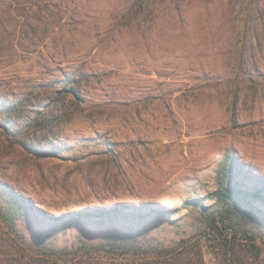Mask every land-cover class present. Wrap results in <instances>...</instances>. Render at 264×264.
<instances>
[{
    "label": "rangeland",
    "instance_id": "rangeland-1",
    "mask_svg": "<svg viewBox=\"0 0 264 264\" xmlns=\"http://www.w3.org/2000/svg\"><path fill=\"white\" fill-rule=\"evenodd\" d=\"M227 155L235 185L264 189V0H0V183L48 214L8 225L0 190V264H50L7 260L15 247L129 264L98 249L113 237L190 238L224 264L234 233L264 264V219L234 230L212 197ZM123 205L173 212L139 220Z\"/></svg>",
    "mask_w": 264,
    "mask_h": 264
},
{
    "label": "trees",
    "instance_id": "trees-1",
    "mask_svg": "<svg viewBox=\"0 0 264 264\" xmlns=\"http://www.w3.org/2000/svg\"><path fill=\"white\" fill-rule=\"evenodd\" d=\"M20 106H15L10 109V112L18 111ZM49 151L41 150L42 154L47 155ZM53 152V151H51ZM235 171V163L231 161L229 155L225 156L221 161V181L219 187L212 193V197H216L225 209L226 214H222L223 220L229 218L231 228L235 229L238 221L247 222L250 215L259 219H264V212L256 208L252 204V200L264 204V189L262 187L249 186L248 184H234L233 172ZM0 190L7 203V213L4 214V220L8 225L14 223L15 218H27L28 215H48L46 211L41 209L39 205L26 195L18 192L14 187L0 183ZM200 198H193L186 201L188 205L199 203ZM123 207V208H122ZM119 213H130V217L139 220H145L152 216L160 218L170 216L173 209L170 208H152L144 209L140 206L123 205ZM125 207V208H124ZM132 207L131 209H126ZM116 214L118 212H115ZM97 213L96 216H115L120 218V215ZM221 220V221H223ZM223 221V222H224ZM223 225L216 217H213L208 224L209 230L221 232ZM7 231L3 229L0 223V236L3 238L7 235ZM7 237V236H6ZM10 238V235L7 237ZM218 250L221 252V259L224 264H254V260L260 255V249L255 241L251 238L242 239L235 233L230 237H225L224 240L218 243ZM93 246L91 247V249ZM104 251L111 253L113 258L127 260L129 264H204L202 249L199 242L193 239H181L173 246L165 247H146L143 244H129L128 242L116 238H111L108 243L99 247ZM5 256L7 260H18L20 262H48L56 264L50 256L32 255L25 248L15 247V252L8 249ZM77 256V255H75ZM74 256V257H75ZM76 258V257H75ZM10 264V263H8Z\"/></svg>",
    "mask_w": 264,
    "mask_h": 264
}]
</instances>
